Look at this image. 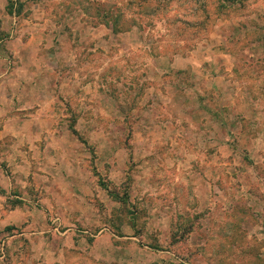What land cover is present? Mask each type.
Instances as JSON below:
<instances>
[{
    "label": "rangeland",
    "instance_id": "rangeland-1",
    "mask_svg": "<svg viewBox=\"0 0 264 264\" xmlns=\"http://www.w3.org/2000/svg\"><path fill=\"white\" fill-rule=\"evenodd\" d=\"M5 67L0 264H264V0H0Z\"/></svg>",
    "mask_w": 264,
    "mask_h": 264
},
{
    "label": "crops",
    "instance_id": "crops-1",
    "mask_svg": "<svg viewBox=\"0 0 264 264\" xmlns=\"http://www.w3.org/2000/svg\"><path fill=\"white\" fill-rule=\"evenodd\" d=\"M9 69H8V67H7V69L5 67L4 70L0 73V83L7 81V80H11V78L14 77L13 73L11 72V71H13V69L11 71H9ZM3 190H5V188ZM0 195H4V194H0Z\"/></svg>",
    "mask_w": 264,
    "mask_h": 264
},
{
    "label": "trees",
    "instance_id": "trees-1",
    "mask_svg": "<svg viewBox=\"0 0 264 264\" xmlns=\"http://www.w3.org/2000/svg\"><path fill=\"white\" fill-rule=\"evenodd\" d=\"M7 12L10 13V14H12V12H13L12 4H11L10 2H8ZM69 129H70L71 133H72V134H73V135H74V136H75V137H76L81 143H83L84 145L87 144L85 140H83V139H81V137H79L77 131L74 129L73 126H70ZM114 198H117V197H114Z\"/></svg>",
    "mask_w": 264,
    "mask_h": 264
}]
</instances>
